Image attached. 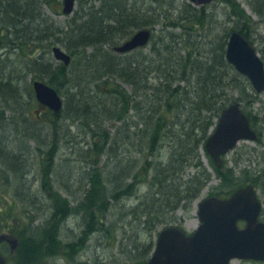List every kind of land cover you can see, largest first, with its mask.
<instances>
[{
  "label": "trees",
  "instance_id": "obj_1",
  "mask_svg": "<svg viewBox=\"0 0 264 264\" xmlns=\"http://www.w3.org/2000/svg\"><path fill=\"white\" fill-rule=\"evenodd\" d=\"M54 2L60 1L0 0V62L6 63L12 54L20 58L19 65L0 74V232L6 229L20 236V264L39 259L46 249L52 256L69 260L67 252L73 250L67 247L73 248L84 241V235L97 231L116 241L123 228L119 224L133 222L128 220L130 215L138 217L143 230H152L165 223L170 213L190 208L214 174L219 179L216 195L221 197L249 183L257 189L264 184V167L240 168L237 174L239 158L234 165L226 162L219 168L205 150L221 111L241 102L258 133V145L242 144L234 150L239 157L251 152L264 160V150L259 151L264 146V103L257 106L262 95L226 56L232 31L254 43L259 38L260 22L252 24L251 14L239 0H216L202 6L190 0H77L74 13L61 24L44 9L49 6L61 13ZM246 2L264 23V0ZM141 28L153 31L147 47L128 53L113 50ZM56 44L72 55L70 65L51 55ZM30 76L67 97L61 111L39 104L32 84L25 87ZM235 90L238 95H233ZM32 108L34 113H28ZM64 118L71 121V127L87 128V147L80 148L79 155L90 171L83 177L85 187L75 204L69 184H63L67 195L54 189L56 157L42 171L45 186L31 177L27 161V154L32 156L34 151L51 155V146H42L48 142L40 124H53L52 140H60ZM109 120L119 122L114 134L104 126ZM16 121L20 123L18 137L27 138L18 149L11 146L6 132ZM200 148L213 172L202 162ZM106 152V164L96 166L94 162ZM190 167L195 172L186 176ZM37 183L48 195L52 191L50 201H40L42 205L34 190ZM130 199L137 202L130 207L131 213L121 221L112 218L113 206L121 202L125 206ZM43 208L51 213L42 234L25 239L27 228L19 226L23 215L33 222L35 210ZM78 215L84 222V237L75 236L65 248L62 226ZM261 217L264 220V208ZM154 247V241L133 244L128 256L146 263Z\"/></svg>",
  "mask_w": 264,
  "mask_h": 264
},
{
  "label": "water",
  "instance_id": "obj_2",
  "mask_svg": "<svg viewBox=\"0 0 264 264\" xmlns=\"http://www.w3.org/2000/svg\"><path fill=\"white\" fill-rule=\"evenodd\" d=\"M77 0H63V13L72 14ZM214 0H191L204 5ZM151 40L149 29L138 30L131 38L115 47L126 53L147 45ZM57 60L69 65L72 56L60 46L53 47ZM226 56L230 63L250 80L254 90L264 93V60L249 37L233 31L229 37ZM33 88L38 101L55 112L64 106V99L56 88L42 80H34ZM257 132L250 123L241 103L224 108L219 121L206 142V150L216 164L223 165V155L242 140H256ZM262 201L253 184L238 188L231 196H209L199 204L198 228L187 234L178 226H168L158 235L152 256L145 264H229L232 259L264 261V221L260 220ZM240 221L245 225L240 226ZM7 241L12 249L19 244L13 235L0 233V244ZM0 264H7L0 251ZM121 264H141L123 262Z\"/></svg>",
  "mask_w": 264,
  "mask_h": 264
},
{
  "label": "rangeland",
  "instance_id": "obj_3",
  "mask_svg": "<svg viewBox=\"0 0 264 264\" xmlns=\"http://www.w3.org/2000/svg\"><path fill=\"white\" fill-rule=\"evenodd\" d=\"M60 2H54V7L56 9H59L61 13H54L51 9H49V6H44V9L46 10L47 13H49L51 16L54 17V19L59 23H64L68 18L72 16L71 15H65L62 12V7H63V0H59ZM239 2L242 4L243 8L247 11V13L251 14L252 16V24L256 25L260 22L258 25V32H259V38L256 42V45L260 46L259 52L261 55H264V23H261V18L258 16L256 13L253 12L251 9V6L246 2V0H239ZM77 7V6H76ZM1 31V30H0ZM60 45V44H57ZM62 46V45H61ZM258 48V47H257ZM65 49V48H64ZM3 48L0 47V54H2ZM51 55L54 57L53 52H51ZM55 58V57H54ZM19 56L18 54H12L10 60H8L6 63L4 61L0 62V74H7L9 73L11 67L14 65H19ZM34 80V79H33ZM32 77L30 76L28 79L26 78L25 82V87L28 86V84L33 83ZM127 88L130 87L129 85H125ZM238 95V91L235 90L233 91V95ZM62 95V94H61ZM261 98L259 103H257V106H260V104L264 103V94H261ZM63 96V95H62ZM64 100L67 98L65 95L63 96ZM262 107V106H261ZM31 110V109H30ZM28 113H34V110L32 108V111ZM8 114V112H6ZM71 121L67 120L64 118L62 121L63 127H60L63 131L62 138H60L59 141L52 140L54 130L55 128L53 127V124L48 123V122H43L40 124V128L42 129L43 133L45 134L48 144H42V146L50 147L49 152H51V155L47 156L46 154H37L35 151L33 152L32 156H29L27 154V157L29 159L27 160L28 167L32 168V174L31 177H34V179L38 180V182L41 185L45 186L46 180H45V173L42 171L45 169L47 170L49 168L50 163V158L56 157L57 161L56 163L58 164L56 167V173L52 175L53 177V186L56 191L60 195H67V191L63 189V184L67 183L70 185V192L72 195H70V200L72 201V204L77 203V200L79 197L82 196L83 192V169L87 167V163L85 161H82L81 155H79V147L85 146L86 142L82 141L84 137V131L87 130L85 127H79L77 126H72L71 127ZM263 122V121H262ZM119 125V122L116 121H106L105 122V128L112 132L113 134L115 133V128ZM8 130H6L8 137V141L10 142L11 146H17L16 149L19 148V143L21 144L22 142L25 143L27 138L24 137H18L17 134V128H20V123L19 121H16L14 124H10L9 127H7ZM264 138V136H263ZM89 139V138H87ZM52 140V141H51ZM55 141V142H54ZM31 145L36 146V144L32 141H29ZM241 142L240 146L242 144H249L250 147H255L258 145L257 143L253 141H247V142ZM22 143V144H23ZM48 145V146H47ZM163 147L160 148V150ZM115 150V149H113ZM264 150V146L259 149V151ZM248 151V150H247ZM58 152V154H56ZM36 153V154H35ZM57 155V156H56ZM200 155L202 162L204 165L213 172V168L209 162L208 156L205 154V151L200 148ZM257 155V154H256ZM252 154L251 152H246L242 154L240 157L239 155L236 154V150H233L229 152L225 157H224V163L227 162V165L230 167L235 164L234 159L239 158V165L237 167V174L240 171V168L244 167H249V166H254V168L258 167H264V160L263 157L256 156ZM108 160V152L104 153L99 161L94 162V164L100 168H103V166L106 164ZM52 162V161H51ZM260 163V164H259ZM89 167V166H88ZM71 168L73 169L74 173V178L69 179V182H67V178H64L65 174H70ZM107 169H109L107 167ZM195 172L194 167H190L186 170V176H190ZM65 173V174H64ZM43 181V184H42ZM219 183V179L215 176H213L212 180L205 185L204 189L201 191L200 195L198 198H195L192 202V205L190 208H179L174 215L171 213L168 215L167 220L165 223H160L156 225L152 230H143L144 225H139L140 223L138 222V217L135 218V215H130L128 220L130 221L133 219V222L131 224H122V222L119 224L120 226H123V228H119L118 232V239L116 241L112 242V239L110 237H107L105 233L98 232L93 233L91 236L89 235H84L87 236L83 240H80L79 244H76L73 248H68V250H73V252L69 251L67 252L70 254L69 260L67 259H61L58 256H52V254H48L50 250H43L42 256L37 259V260H32L28 264H120L123 262L127 261H132L130 260L128 254L129 251L132 248V245L139 243L140 245L143 243L149 244L151 241H154V246L156 243V239L158 236L159 231L168 225H182L188 232H192L196 230V228L200 224V219L198 217V206L199 203L201 202L202 199L208 196L216 195L218 188L216 187ZM40 184H36L34 186L35 192H37V198L40 201H45L46 203L49 202L50 198L49 195H52V191L49 193V195L42 190V186L40 187ZM87 186V185H86ZM62 188V189H61ZM144 191V190H143ZM258 192L261 197V199L264 202V184L258 186ZM57 194V193H56ZM57 194V195H59ZM48 195V196H47ZM126 205L124 206V202H121L119 206H113V210L111 211V216L116 217V218H121L119 217L120 213H125L127 215V212L130 210V207H133L132 205L137 204L135 199H130L126 200ZM42 205V204H41ZM40 205V206H41ZM22 206V205H21ZM22 213V212H21ZM35 213L37 214V217L34 219L33 222L29 219L27 215H23L22 217V222L19 223V226L21 229H26L25 234V239L28 237L34 236L35 238L37 236H40L42 233V228L45 225V222L49 219L48 216L50 215L51 211L48 208H43L39 209V211L35 210ZM131 212H128L130 214ZM21 215V216H22ZM137 216V215H136ZM50 217V216H49ZM133 217V218H132ZM136 219V220H134ZM128 222V221H126ZM83 220L81 221L80 215L77 217H71L70 221L68 224H64L62 226V231L60 234V238L63 240L62 243L64 244L65 248L66 245L71 242H73V238L75 236H83V231L85 230V226L83 224ZM19 228V227H18ZM21 231V230H20ZM3 232L8 233L10 235H13L15 237L20 238V236L16 233H13L9 230H4ZM19 233V232H18ZM83 236V237H84ZM134 241V243H133ZM20 245L22 244V241L20 239ZM24 243V241H23ZM76 243V241H74ZM63 247V246H60ZM141 249V247L139 248ZM67 251V249H65ZM137 251V250H135ZM4 253L7 255L9 258L10 264H20V254L21 253V248L19 247L18 249H12L11 246L7 243L4 246ZM18 257V258H17ZM230 264H264V262H259V261H242L239 259L233 260Z\"/></svg>",
  "mask_w": 264,
  "mask_h": 264
},
{
  "label": "bare ground",
  "instance_id": "obj_4",
  "mask_svg": "<svg viewBox=\"0 0 264 264\" xmlns=\"http://www.w3.org/2000/svg\"><path fill=\"white\" fill-rule=\"evenodd\" d=\"M141 29H149V30L151 31V37H152L153 31H152L150 28H141ZM139 30H140V29H139ZM137 31H138V30H137ZM118 45H120V44H116V45H114V47H113V50H114V51H116V50H115V47L118 46ZM147 46H148V45L141 46V47H147ZM141 47H139V48H141ZM116 52H118V51H116ZM118 53H122V52H118ZM56 140L59 141V138H56L55 141H56ZM82 141L86 142L84 137H83V140H82ZM85 144H86V143H85ZM83 147H84V148L87 147V144H86L85 146H83ZM83 147H79L78 149H80V148L83 149ZM57 153H58V152H57ZM112 154H114V152H113ZM112 154H111V155H112ZM112 156H113V155H112ZM69 170H70V168H69ZM82 170H83V177H86V172L88 173V172L90 171V168H89L88 165H87V167H86L85 169L82 168ZM74 173H75V172H74L73 169L71 168V170H70V174H65V173H64V174H65V175H64V178H67V179H73V178H74V176H73ZM72 177H73V178H72ZM119 215H120L119 217H121V218H124V217L126 216L125 213H120ZM121 218H119L120 221H121ZM125 218H126V217H125ZM91 235H92V234H91Z\"/></svg>",
  "mask_w": 264,
  "mask_h": 264
},
{
  "label": "flooded vegetation",
  "instance_id": "obj_5",
  "mask_svg": "<svg viewBox=\"0 0 264 264\" xmlns=\"http://www.w3.org/2000/svg\"><path fill=\"white\" fill-rule=\"evenodd\" d=\"M5 244L7 245V242H3V243H1V245H0V249L2 250V252L4 253V246H5ZM20 246H18L16 249H18ZM15 249V250H16ZM5 254V253H4ZM5 256H6V258H7V264H10V262H9V258L7 257V255L5 254ZM18 258V257H17Z\"/></svg>",
  "mask_w": 264,
  "mask_h": 264
}]
</instances>
